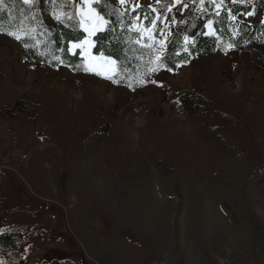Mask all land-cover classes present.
<instances>
[{
	"label": "rangeland",
	"instance_id": "1",
	"mask_svg": "<svg viewBox=\"0 0 264 264\" xmlns=\"http://www.w3.org/2000/svg\"><path fill=\"white\" fill-rule=\"evenodd\" d=\"M93 1L0 0L11 24L0 29V105L20 97L35 105L34 111L0 113V234L32 218L41 224L49 241L30 252L26 264H264V187L258 184L264 129L253 112L257 108L236 98L248 90L253 67L235 43L248 28L243 24L262 23L264 11L256 0H212L218 17L205 28L216 39L214 52L169 70L159 59L170 38L169 16L181 0H112L128 16L144 8L127 26L137 34L142 56L124 76L116 60L92 51L93 35L107 25ZM57 21L85 32L69 42L70 52L79 50L82 58L75 68L55 53L38 62L25 52L24 41L46 42ZM195 75L244 131L242 142L228 137L240 151L220 164L224 184L207 187L201 200L193 197L184 163L172 180L152 169L140 189L108 183L107 170H90L110 138L90 153L74 154L85 123L95 111H105L121 152L141 151L163 125L173 132L174 152L207 168L208 116L188 115L177 101ZM17 262L14 252L0 249V264Z\"/></svg>",
	"mask_w": 264,
	"mask_h": 264
},
{
	"label": "trees",
	"instance_id": "2",
	"mask_svg": "<svg viewBox=\"0 0 264 264\" xmlns=\"http://www.w3.org/2000/svg\"><path fill=\"white\" fill-rule=\"evenodd\" d=\"M256 5L264 11V0H256ZM92 6L104 18L107 25L104 29L93 35V48L95 54H104L116 60L117 72L128 76L133 66L139 65L138 57L142 56L143 48L134 42L135 32L128 30L133 16L144 11L143 7L133 10L131 15L128 9L122 13L112 0H94ZM202 6V8L200 7ZM8 14L0 7V29L10 24ZM212 0H181L169 16L170 38L164 52L159 59L160 64L169 70H174L180 64L187 63L191 57L203 56L214 52L216 39L206 33V24L217 19ZM11 25V24H10ZM247 26L236 38L237 44L242 48L243 56L252 65L253 72L248 75V90L236 96L244 104L257 108L253 112L264 129V21L259 24ZM46 42L38 46H30L24 41L27 56L34 61L45 62L55 53L66 65L75 68L81 63L79 50L70 52L69 42L79 41L85 37V32L61 21H57L47 31ZM187 38V39H186ZM47 50V53H45ZM3 72L0 70V83ZM179 106L188 115L208 116V123L204 129V142L207 145L208 166L205 169L195 166L188 154H177L171 148L169 139L173 132L167 127H157V138L151 144H142L141 151L130 153L121 152L118 142L112 131L108 130L106 122L107 112L95 111L85 123L74 147V154L90 153L100 140L110 138V142L98 148V158L90 168L93 173L101 170L109 171L108 183L119 184L127 182L134 187L144 189L154 169L157 177L172 180L176 169L185 164L191 170V191L194 199L201 200L207 187L224 184L225 177L220 170V164L230 153L240 151L229 136H235L240 142L244 138L241 122L234 114L223 109L211 93L209 86L201 75L192 78L191 86L180 89L177 93ZM35 105L30 98L20 97L15 101L0 105V113H23L26 110L34 111ZM208 109L212 110L210 115ZM148 117L154 118V111H149ZM35 122L36 118H32ZM1 175V174H0ZM258 184L264 187V163L258 172ZM1 204V200H0ZM90 211L96 213L95 207L89 204ZM19 224H22L19 226ZM49 241L47 232L41 224L32 218L30 221L18 223L16 229L12 228L0 234V249L14 252L18 257L17 264H26L27 255ZM58 260L53 264H65Z\"/></svg>",
	"mask_w": 264,
	"mask_h": 264
},
{
	"label": "snow or ice",
	"instance_id": "3",
	"mask_svg": "<svg viewBox=\"0 0 264 264\" xmlns=\"http://www.w3.org/2000/svg\"><path fill=\"white\" fill-rule=\"evenodd\" d=\"M248 15H252V13H248ZM19 39V37H17ZM187 39V38H186ZM77 45H73V47H76Z\"/></svg>",
	"mask_w": 264,
	"mask_h": 264
}]
</instances>
